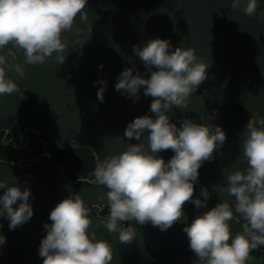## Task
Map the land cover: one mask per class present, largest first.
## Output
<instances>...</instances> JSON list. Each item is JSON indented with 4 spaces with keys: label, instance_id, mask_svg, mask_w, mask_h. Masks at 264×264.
<instances>
[{
    "label": "water",
    "instance_id": "water-1",
    "mask_svg": "<svg viewBox=\"0 0 264 264\" xmlns=\"http://www.w3.org/2000/svg\"><path fill=\"white\" fill-rule=\"evenodd\" d=\"M258 3L256 15L248 16L243 4L233 10L232 0H88L84 10L88 21L81 18L82 13L75 21L76 28L83 31L77 34L74 28L63 34L68 45L64 64L57 63L58 53H54L43 64H27L23 77L8 70L7 77L20 86V91L0 97L2 141L23 149L29 145L32 132L43 143L44 152H35L26 164L0 159V180L11 186L12 177H17L21 186L31 190L34 209L32 219L15 230L9 229V220L0 218V232L7 238L0 264H43L38 254L47 234L43 226L51 223V210L75 193L91 209L89 234L95 232L97 240L112 246L114 259L110 264H196L198 257L190 250L183 228L223 202L233 206L234 218L228 222L231 235L244 231L247 221L236 211L235 197L221 192L219 186L228 185L230 173L248 168L243 155L246 125L254 116L264 117V19L260 18L264 0ZM155 38L170 40L173 50L195 48L197 57L208 65V79L191 95L188 107L173 106L167 113L171 122L179 127L187 118L211 125L213 130L219 126L227 140L216 151L215 159L199 170L194 198L206 187L211 194L208 207L197 209L193 203H186L182 220L165 232L151 222L118 225L127 228L131 224L137 229L135 240L126 244L120 241L118 231L102 226L109 219L100 215L102 209L110 207L109 189L89 179H67L52 157L59 148H90L101 164L108 156L126 151L130 144H147L148 132L140 141L128 140L124 132L137 117L155 118L150 110L153 98L145 97L142 87L134 101L116 91L115 85L126 68H132L133 75L139 71L144 78L150 77L133 53V46L142 48ZM17 62L25 63L22 52ZM101 79L107 81L104 102L97 98L102 85L94 86ZM209 114L218 118L211 120ZM174 154L167 150L157 156L167 162ZM5 190H0V195ZM258 247L264 252V246Z\"/></svg>",
    "mask_w": 264,
    "mask_h": 264
},
{
    "label": "clouds",
    "instance_id": "clouds-1",
    "mask_svg": "<svg viewBox=\"0 0 264 264\" xmlns=\"http://www.w3.org/2000/svg\"><path fill=\"white\" fill-rule=\"evenodd\" d=\"M87 4L88 0H0V97L20 91V86L7 77L8 70L23 77L27 64H43L54 53H58L59 65L66 62L63 53L68 45L63 34L74 28L77 34L83 31L76 28L75 21L81 13V18L88 21V13L84 11ZM242 4L246 15H256L258 0H232L233 10ZM260 18L264 19V12ZM21 52L24 64L17 62ZM133 53L150 77L144 78L139 71L133 75L134 70L126 68L117 78L115 89L135 101L143 87L144 96L153 98L150 110L155 118L137 117L124 132L128 140L137 141L148 132L147 144H130L123 153L108 156L94 173L96 181L109 189L110 215L102 226L110 232L118 231L120 241L126 244L135 240L137 229L131 224L120 228L119 222L135 221L141 226L151 222L165 232L182 220L186 203H193L197 209L208 207L211 194L206 187L194 198L199 170L205 162L215 159L216 151L227 140L222 127L213 130L211 125L187 118L178 127L167 114L173 106L187 108L191 95L208 79V65L197 57L195 48L173 50L170 40L155 38L142 48L134 45ZM97 84L102 85L97 98L104 102L107 81L101 79L94 86ZM216 118L217 114H209V119ZM246 129L243 155L248 168L230 173L228 185H220L219 190L235 197L234 207L250 227H244L234 237L231 235L228 222L233 220L234 212L228 202L197 215L190 226L183 228L190 250L198 257L196 264H245L251 249L264 246V117H252ZM167 150L175 154L166 162L157 154ZM12 180L11 186L0 180V190L6 189L0 195V218L9 220V229L15 230L32 219L34 209L30 203L31 190L21 186L17 177ZM18 202V207H14ZM90 212L79 193L51 210L48 217L51 223L43 226L47 234L38 249L43 264L113 261L112 246L97 240L95 232L89 234L93 223ZM6 243V236L0 232V255Z\"/></svg>",
    "mask_w": 264,
    "mask_h": 264
},
{
    "label": "trees",
    "instance_id": "trees-1",
    "mask_svg": "<svg viewBox=\"0 0 264 264\" xmlns=\"http://www.w3.org/2000/svg\"><path fill=\"white\" fill-rule=\"evenodd\" d=\"M3 135V132L0 133V159L26 164L34 158L35 152H44L43 143L40 142L37 134L29 132V145L23 149L4 144ZM52 159L63 168L67 179L71 181L89 179L91 182L98 183L94 173L100 163L90 148H59ZM262 259H264V252L256 247L250 250L245 264H261Z\"/></svg>",
    "mask_w": 264,
    "mask_h": 264
},
{
    "label": "flooded vegetation",
    "instance_id": "flooded-vegetation-1",
    "mask_svg": "<svg viewBox=\"0 0 264 264\" xmlns=\"http://www.w3.org/2000/svg\"><path fill=\"white\" fill-rule=\"evenodd\" d=\"M100 215L103 217H109L110 211L108 209H103V210H101ZM118 225L123 226V225H127V223L126 222H119Z\"/></svg>",
    "mask_w": 264,
    "mask_h": 264
},
{
    "label": "rangeland",
    "instance_id": "rangeland-1",
    "mask_svg": "<svg viewBox=\"0 0 264 264\" xmlns=\"http://www.w3.org/2000/svg\"><path fill=\"white\" fill-rule=\"evenodd\" d=\"M4 136V135H3ZM3 138V137H2ZM262 261V260H261Z\"/></svg>",
    "mask_w": 264,
    "mask_h": 264
}]
</instances>
